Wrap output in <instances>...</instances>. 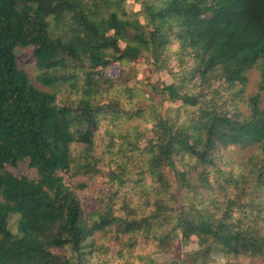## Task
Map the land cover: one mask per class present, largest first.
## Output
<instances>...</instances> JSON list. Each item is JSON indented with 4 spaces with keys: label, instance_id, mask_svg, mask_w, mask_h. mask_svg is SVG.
Returning <instances> with one entry per match:
<instances>
[{
    "label": "trees",
    "instance_id": "1",
    "mask_svg": "<svg viewBox=\"0 0 264 264\" xmlns=\"http://www.w3.org/2000/svg\"><path fill=\"white\" fill-rule=\"evenodd\" d=\"M123 3L0 0V264H83L88 239L96 232L114 228L123 235L149 236L170 221L167 213L163 216L166 208L161 202L155 212L142 216L117 215L107 205L86 210L77 189L65 186L60 172L85 177L99 169L88 150L94 144L99 115L109 113L107 104L93 98L100 91V70L113 62L135 61L143 52L158 61L174 40L180 44L183 60L193 58L196 65L189 76L198 73L202 86L216 81L230 88L245 85L253 67L260 70L261 82L248 100V113L223 107L219 99L205 93L164 84L161 90L170 100H181L185 107L198 111L189 125L157 115L155 139L145 146L147 172L159 183V193L168 192L171 184L166 169L186 153L199 161L201 182L212 185L209 167L217 148L255 147V153L242 163L250 167L248 173L257 183L249 190L246 174L243 182L234 176L223 179L220 186L225 198L215 207L222 210L220 216L199 208L198 192L193 201L188 194L172 193L182 196L183 202L172 210H176L175 231L179 229L182 242L198 238L202 264H235L211 263L208 256L217 247L226 254L264 256V228L258 222L263 201L255 195L264 192V0H142L144 23L128 14ZM30 5L33 28L27 32L20 9ZM120 42L125 43L123 48ZM26 43L33 46L35 80L17 60V48ZM81 76L82 83L78 81ZM64 85L82 94L60 104L54 89ZM74 144L87 150L82 158ZM23 162L34 176H19L10 169ZM112 180L122 178L114 174ZM228 187L237 195L231 197ZM243 196L251 202L253 223L245 221L248 204L243 217L233 214ZM90 214L98 218L88 220ZM14 215L19 216L17 233L10 226ZM171 235L161 232L155 237L164 242Z\"/></svg>",
    "mask_w": 264,
    "mask_h": 264
},
{
    "label": "rangeland",
    "instance_id": "2",
    "mask_svg": "<svg viewBox=\"0 0 264 264\" xmlns=\"http://www.w3.org/2000/svg\"><path fill=\"white\" fill-rule=\"evenodd\" d=\"M141 1L124 0L123 6L128 14L137 16L144 23L146 17L142 13ZM32 8L30 5L23 7V10L20 9V15L26 19L27 32H31L33 28L30 22L33 17ZM106 34L111 35L108 32ZM120 44L122 48L125 46L124 42ZM32 50L31 43L20 44L17 48V60L30 74L31 79L35 80L38 71L34 65ZM179 50L180 44L174 40L168 49L163 51L158 61H155L150 53L143 52L135 61L113 62L102 70L98 68L100 72L97 77H101L100 91L93 98L98 103L107 104L109 113L99 115L94 144L88 151L98 160L99 169L85 177H76L70 172L62 171L60 174L63 176V184L74 185L86 210L104 209L107 205L106 207H114L117 215L128 212L131 215L142 216L155 212L158 203L161 202L166 208L163 216L167 213L170 221L163 222L155 235L149 236L123 235L114 228L96 232L88 239L89 245L84 249L83 264H202L204 256L201 254L202 246L198 238L192 236L187 242H182L179 229L175 231L176 210L172 209H178L183 205L181 198L184 194H188L193 201V195L198 192L197 200L201 202L199 208L209 209L218 217L222 210L215 207L225 198V190L220 186L223 179H229L230 176L241 182L247 179L249 190L257 183L252 179V174L248 173L250 167L242 163L243 158L255 153V147L229 146L217 148L211 156L213 162L209 170L212 185L201 182L199 161L189 154L182 153L175 159L174 166L166 169L171 184L170 190L159 193V183L147 172L148 159L145 155V146L155 139L156 117L161 114L179 125H189L193 115L198 111L196 107H185L181 100H170L161 90L163 85L176 83L184 91L202 95L205 93L208 98L219 99L223 107L248 113V100L258 90L261 82L260 70L253 67L247 72L245 85L237 83L230 88L222 86L221 81H216L210 86H202L198 73L194 78L189 76L191 68L196 65L193 58L186 56L183 60ZM80 74L83 75V72L80 71ZM82 80V76L79 77L80 83ZM47 89L53 90L51 87ZM54 90L58 91L60 104H63L62 100L68 102L69 99H76L82 94L81 91H72L67 85ZM73 147L79 158L87 151L80 144H74ZM10 169L19 176H34L33 170L24 162ZM114 174L119 175L122 181H113ZM244 174L247 175L246 179L243 177ZM81 182L87 185L81 187L79 185ZM233 182L234 180L231 181ZM228 190L231 197L237 195L234 188L228 187ZM172 193H182V196L174 197ZM255 195L261 197L259 199L263 201L262 208L258 209V222L264 228V192L258 191ZM247 204L249 209L245 221L253 223L251 202L247 197L243 196L233 214L243 217L242 210ZM222 208L224 211L225 206ZM258 212L255 211L254 214L257 215ZM94 218L97 219L98 216L90 214L88 220L93 221ZM18 220L19 216L14 215L10 221L11 229L15 233L18 232ZM164 220L163 218L162 221ZM161 232H172L173 235L162 242L161 237H155ZM67 254H71L70 249H67ZM72 258H76L75 253ZM208 259L211 263L230 261L235 264H264V256L252 258L246 255L226 254L220 247L215 248Z\"/></svg>",
    "mask_w": 264,
    "mask_h": 264
}]
</instances>
